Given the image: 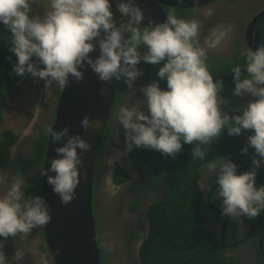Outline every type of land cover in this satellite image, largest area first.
I'll use <instances>...</instances> for the list:
<instances>
[{
  "label": "clouds",
  "instance_id": "1",
  "mask_svg": "<svg viewBox=\"0 0 264 264\" xmlns=\"http://www.w3.org/2000/svg\"><path fill=\"white\" fill-rule=\"evenodd\" d=\"M36 2L0 0V25L11 34L9 50L16 56L13 71L17 75L31 74L44 80L45 88L55 83L63 89L70 78L81 81L87 67L99 81L123 80L132 88L141 75L137 67L141 61L159 64V79L140 88L141 103L121 104L116 112L124 129L125 153L133 146H143L175 156L182 143L195 142L192 156L205 160L207 146L225 128L228 135L247 131V143L240 151L247 153L249 147L254 148L248 170L238 172V165L227 156L209 160L206 167L218 185L216 196L222 201V215L251 218L264 210V184L257 186L255 179L264 165V46L242 52L246 75L241 65L231 69L233 95L247 94L252 99L239 114L229 116L220 107L225 103L220 95L222 82L214 81L206 50L197 42L201 25L196 19L169 12L163 21L149 19L145 25L141 23L143 9L135 0H116V11L127 17L119 24L114 18L113 0H49L50 10L41 16L33 12ZM97 48L98 54L90 55ZM160 81L166 82L164 87ZM99 91L104 95L106 89ZM98 122L88 115L80 121L85 131ZM68 131V125L60 130L46 128L49 142L60 141ZM90 147L79 133L67 135L66 141L54 148L57 155L48 167L40 169L62 204L76 195L83 165L81 152ZM28 187L24 176H17L0 194V264H22L25 257L20 247L6 257L5 238L26 235L51 219L45 198L25 195Z\"/></svg>",
  "mask_w": 264,
  "mask_h": 264
},
{
  "label": "flooded vegetation",
  "instance_id": "2",
  "mask_svg": "<svg viewBox=\"0 0 264 264\" xmlns=\"http://www.w3.org/2000/svg\"><path fill=\"white\" fill-rule=\"evenodd\" d=\"M213 3L216 4L215 6H212L213 14L209 16L202 14L203 16H200V20L197 21L200 23L203 19H210V17L214 14L219 15V20H216L218 21L216 24V30H222L223 35L219 41L206 45L205 38L206 36H210L208 31L211 28L210 24H206L202 27L201 31H199L200 37L197 36V42L199 45L204 43L203 48H205L207 53V61H221L220 64L222 65L224 61L230 62L239 58V60L243 62L232 65H241L242 69L246 62L242 52L246 48H249L246 42L247 28L251 19L258 12L264 10V0H215L206 5H211ZM165 11L167 13L173 12L180 18H186L179 15L172 9H166ZM263 17L264 16L257 21V27L260 32L261 28L259 27V22ZM205 21L206 20H204V22ZM147 65L148 63L144 61H141L137 65V67L141 70V75L133 82L132 88H129L124 82L122 83V91L118 96L120 102H117L115 109L112 111L114 112V116L119 106L126 102V97L130 96L127 95L129 93L135 94L139 99L138 104L141 103L143 94L140 91V88L142 85L149 82L146 77ZM159 67V64L152 65L151 77L153 79H159L156 76V72ZM229 69H231L229 66L227 68H221V71L226 70V73L218 74L215 77L230 75L232 72L227 73ZM242 74L246 75V72L244 71ZM29 77L33 78L34 76H28L26 73L23 76L18 75L15 80L3 78L7 87L5 97H8L10 92L13 93L17 89L14 85L17 81H20V84L28 82ZM43 88L44 91L42 95L44 99L38 108L36 120L32 122V127L28 128L29 130L26 134L21 136H18L17 134L15 141L9 147L10 154L8 161L5 165L0 167V173L2 175V177H0V194L7 189V186L12 179L17 176H24L25 180L29 184L25 195L30 194L32 191L38 193L40 192V182L42 177L40 175V169L42 168L43 161L41 164L40 160L30 159L34 156L33 150L35 148L36 138L40 135L42 129L46 130V128L51 126L54 121L56 103L59 95V86L55 83L47 88L43 86ZM233 88V79L222 82L220 95L224 98L225 103L220 107L223 111L239 114V110H241L247 102L252 99V97L247 94L244 96H234ZM133 89H135V91H133ZM117 91L118 87L116 92ZM125 95L127 96L125 97ZM5 97L3 99V104L6 101ZM141 107L144 108V105H141ZM115 120L116 119L114 117L111 129L109 130L111 134L103 141L99 150L97 146L93 182L94 203L92 202V204L96 209V212L94 213L95 220L99 218L97 212L103 215V209L108 210V208H111L112 211L114 210V212L117 213V216L120 217L112 215L113 213H111L110 216V212L108 210L109 215L107 217L110 219L108 224L105 228H102L101 226L98 228L101 237L98 242L100 243L99 247H101L103 253L105 254L103 259L105 264H112L116 255L118 256L121 264H140L138 249L147 238L150 229L148 209L152 202L161 198L165 194L171 182V173L175 162L179 156L182 157L183 155L189 158L191 164L196 167L198 172L196 181L200 190V196L196 209V225L207 229L219 240V243L223 246L222 253L224 255L234 256V259L240 264H263L264 254L262 252V235L259 234L262 227L258 230V227L256 226V219L254 217L249 218L247 216H241L232 218L222 215V201L216 196L218 185L212 175L208 173L206 167L209 160L218 159L219 156H227L236 163L238 158L235 154V148L237 145H246L249 132L242 130L239 135L234 134L226 136L225 133L227 132V128H225L220 136L211 141L207 146L205 160H201L198 157L195 160L192 156V149L195 146V142L192 144L182 143L181 150L177 152L175 156L162 155L159 151L145 148L143 146H133L132 150L135 149L136 151L131 150L126 153L124 148L122 150V154L114 161L116 164L112 165V169L108 174L109 178L111 177L109 184L119 188L111 196V206L106 205L105 207L102 199V193H99L98 191L99 180L103 178L102 172H104L107 165L109 166L110 164H108V160H106L107 148L109 145H113V142L119 143V140H123L126 147L124 130L115 126ZM123 144L117 146V148L122 149ZM202 147L204 146L202 145ZM249 149L254 155V148L249 147ZM257 158H259L258 155ZM262 166L264 167V165ZM116 167H120L125 171V180L117 185L113 183L112 179L113 173L116 171ZM102 219L103 217L101 216L100 220L102 221ZM97 222L98 221H96V225L98 227ZM35 237H42L40 247L42 245L45 246V250L47 252L45 258L48 259L49 264H54L45 239L43 238L42 226L33 229L26 235L18 234L15 238L11 236L5 238L3 251L5 252L6 257H11L16 247H20L25 251V257L22 264H37V260H34L35 249L30 248L31 241ZM110 237H113L116 240L121 237L119 247L113 252L110 251L112 250ZM41 251L43 250L41 249Z\"/></svg>",
  "mask_w": 264,
  "mask_h": 264
},
{
  "label": "water",
  "instance_id": "3",
  "mask_svg": "<svg viewBox=\"0 0 264 264\" xmlns=\"http://www.w3.org/2000/svg\"><path fill=\"white\" fill-rule=\"evenodd\" d=\"M215 0H135L143 9L144 20L142 24H148L149 19L154 22L163 21L168 14L165 6L180 8H198ZM114 18L117 24L125 21L116 11V0H113ZM264 16V10L258 12L250 21L246 32V42L249 48L259 47V29L257 21ZM143 27V25H142ZM97 48L90 55H97ZM84 77L77 82L69 79V83L59 91L56 103L54 121L51 126L60 130L65 125L69 126L67 135L79 133L82 138L91 143V147L81 152L83 165L80 167V182L75 189V197L67 204L60 202L59 196L52 191L51 185L46 181V176L41 177L40 192L49 206L51 219L43 226L46 245L50 251L54 264H102L100 259V247L96 236V220L92 208L94 169L97 157V145L99 137L106 127L112 112L113 101L119 81L113 79L102 82L90 68H85ZM245 66L241 69L243 73ZM214 81L221 82L233 79V73L224 76H213ZM106 92L100 94V88ZM229 116L236 113L223 111ZM88 115L90 120L99 121L93 123L87 131L81 126V119ZM67 135L57 142H49L47 139L42 168H47L51 158L57 155L54 152L56 146L62 145ZM228 135V132L225 133ZM80 150L78 149V152Z\"/></svg>",
  "mask_w": 264,
  "mask_h": 264
},
{
  "label": "trees",
  "instance_id": "4",
  "mask_svg": "<svg viewBox=\"0 0 264 264\" xmlns=\"http://www.w3.org/2000/svg\"><path fill=\"white\" fill-rule=\"evenodd\" d=\"M162 7L164 10H175L181 16H186L191 9H194L165 5ZM259 27L261 28L259 46H264V17L259 22ZM10 39V32L3 25H0V114L7 89L5 85L6 82L3 78L15 80L18 77L13 71V64L16 62V56L9 50ZM242 62L243 61H240L238 58L230 62L224 61L222 65L220 64L221 61L216 60L213 62L207 61V64L209 71L216 76L226 73V70L221 71V68H227L229 66L232 69L236 66L232 64ZM40 66L42 67V65ZM151 67L152 64H148L146 67V77L149 82L153 80L151 77ZM231 69H229L227 73L231 72ZM122 83L123 80L119 81V90ZM165 83V81H160L161 87H164ZM118 91L116 92V96L117 102L119 103ZM5 98H7V96ZM116 104L114 101L112 111L115 109ZM111 124L112 121L110 119L99 137L97 145L98 150L103 141L111 134L109 132ZM16 137L17 133L10 129L1 131L0 167L5 165L8 161L10 154L9 147L15 141ZM47 139L48 135L46 130L42 129V132L35 140L36 144L33 150L34 156L30 160H40L42 164ZM241 146L237 145L235 148V154L238 158V160H236L238 172L248 170L252 166V152L248 149L247 153H242L240 149L243 146ZM132 151L136 150L133 149ZM194 159L196 160L197 157H194ZM197 173L196 167L191 164L188 157L184 155L178 157L171 173V182L168 189L161 198L152 202L148 209L150 229L147 238L138 249L140 264H240L234 259V256H228L222 253L223 246L213 234L207 229L196 225V209L200 196V190L196 181ZM112 179L115 185L120 184L125 180V171L120 167H116ZM255 179L257 186L264 184V167L262 165L257 170ZM30 194L39 193L32 191ZM254 218L256 219L258 230L262 227L259 234L262 235V252L264 254V210ZM96 236L97 241H99L101 237L97 225ZM104 255L100 247V259L102 264H105L103 260Z\"/></svg>",
  "mask_w": 264,
  "mask_h": 264
},
{
  "label": "rangeland",
  "instance_id": "5",
  "mask_svg": "<svg viewBox=\"0 0 264 264\" xmlns=\"http://www.w3.org/2000/svg\"><path fill=\"white\" fill-rule=\"evenodd\" d=\"M215 5L216 4L213 3L211 5H206L204 7L195 8L193 10H190L188 12V14L184 17H186L185 19H196L199 21L200 20L199 17L203 16L202 14L207 15V16L213 14L212 6H215ZM32 7H33L34 13L43 16V14L46 11L50 10L49 0H37V2L34 3ZM219 18H220L219 15L214 14L210 17V19H203L200 21L201 27H200L199 31H201V29H202V27H204V25H206V24L211 25V28L208 31V33H210V36H206V38H205V44L206 45H210L213 42L219 41L223 35L222 30L221 31L216 30V24L218 22L216 20H219ZM204 20H206V21L204 22ZM198 36L200 37L199 33H198ZM200 46L203 47L204 43H201ZM29 75H31V74H28V76ZM14 85L17 89L13 93L12 92L9 93V96L6 99V101L3 105V108H2L1 121H0V132L4 129H10V130L14 131L15 133H17L18 136H21V135L27 133V131L29 130L28 128L32 127V122L34 120H36L38 108L40 106V103L44 99L43 95H42V93L44 91V88H43L44 80H42L40 78H36V77L35 78L29 77L28 82H23L20 84V81H17ZM119 88H121V85ZM121 91H122V88H121L120 92L118 91V95H120ZM127 95H130V96H127ZM127 95H125V97L127 96L126 97L127 100L124 104H126L127 106H131L132 104H138L139 103V99L137 98V96L135 94L129 93ZM125 99H124V101H125ZM116 102H117V96L115 99V104H116ZM116 112H115V116L113 115V112L111 113V117L109 118V119H111V121H114V117L116 119ZM114 123H115V126L119 127V129L124 130L123 127L121 125H119V122L117 119L115 120ZM119 143H121V144H119ZM119 143L113 142V145H109V147L107 148V151H106L107 159L106 160H108V164L109 163L110 164H109V166L107 165L104 172H102L103 178L99 180V191L98 192L102 193V199H103V203H104L105 207H106V205L111 206L110 205L111 196L119 188L117 186L109 184L111 177L109 178V175H108L112 169V165L116 164V162H114V161L118 158L119 155L122 154V152H123L122 150L125 148V142L123 140H119ZM122 144H123L122 149L117 148V146H120ZM98 192H97V195H98ZM93 207H94V205H93ZM108 210L110 212V216H111V213H113L112 215L119 217V216H117V213L114 212V210L113 211L111 210V208H108ZM108 210L103 209V215H101L99 212H97L98 213L97 215L99 217L96 220V221H98L97 222L98 228H99V226H101L102 228H105L106 225L108 224V222L110 220L107 217L109 215ZM95 212H96V209L94 207V213ZM101 216L103 217L102 221L100 220ZM115 219H117V218H115ZM41 241H42V237H35L31 241L30 248L35 249L34 260L35 261L37 260V264H49L48 259L45 258L46 253H47L45 250V246L42 245L40 247ZM110 242L112 243V247H111L112 250H110V251L113 252L116 248L119 247V244L121 242V237H119L117 240L113 237H110ZM41 249L43 251H41ZM50 262H51V260H50ZM112 264H121L117 255L115 256V259L112 261Z\"/></svg>",
  "mask_w": 264,
  "mask_h": 264
},
{
  "label": "bare ground",
  "instance_id": "6",
  "mask_svg": "<svg viewBox=\"0 0 264 264\" xmlns=\"http://www.w3.org/2000/svg\"><path fill=\"white\" fill-rule=\"evenodd\" d=\"M93 202V201H92ZM42 231H43V226H42ZM43 238L45 239L44 232H43ZM98 242V241H97ZM100 244V243H99Z\"/></svg>",
  "mask_w": 264,
  "mask_h": 264
}]
</instances>
